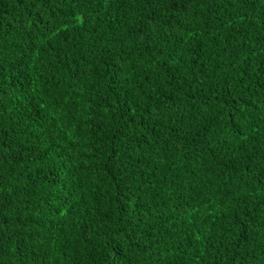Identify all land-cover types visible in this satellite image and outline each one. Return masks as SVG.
<instances>
[{
    "label": "trees",
    "instance_id": "obj_1",
    "mask_svg": "<svg viewBox=\"0 0 264 264\" xmlns=\"http://www.w3.org/2000/svg\"><path fill=\"white\" fill-rule=\"evenodd\" d=\"M0 264H264V0H0Z\"/></svg>",
    "mask_w": 264,
    "mask_h": 264
}]
</instances>
